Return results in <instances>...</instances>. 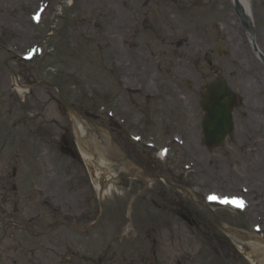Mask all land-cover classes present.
<instances>
[{
	"label": "rangeland",
	"instance_id": "rangeland-1",
	"mask_svg": "<svg viewBox=\"0 0 264 264\" xmlns=\"http://www.w3.org/2000/svg\"><path fill=\"white\" fill-rule=\"evenodd\" d=\"M122 1L0 0V264H250L239 244L215 229L210 213L200 204L209 195L235 196L245 210L233 214L215 209L213 214L245 233L252 225L264 229V202L256 209L257 198L249 189L258 186L257 180L264 181V169L252 168L260 157L247 154L250 144L235 131L248 115L264 120V88L252 94L260 103L255 109L244 104L237 90L242 79L257 87L255 68L264 64L228 0ZM128 4L143 9H128ZM231 9L234 26L226 34L223 27ZM39 10L42 17L36 24L32 16ZM252 12L258 34L264 30V0H252ZM121 22L128 23V29L120 28ZM231 34L236 35L233 45L237 42L247 51L252 65L236 64ZM184 40L190 42L191 57L188 67L180 69L172 63L174 57L159 52L185 47ZM40 49L42 56L20 63L21 55ZM144 56L147 60L140 61ZM11 71L18 85L31 88L16 92ZM151 77L154 84L146 89ZM214 80L227 82L240 104L232 111V134L219 147L208 149L202 145L200 124L205 113L200 101ZM55 88L79 115H89L83 118L85 127L79 126L81 135L86 127L93 132L89 125L103 135L110 132L127 159L136 160L139 148H130L129 153L125 137L106 118L110 111L122 130L138 136L143 130L146 142L156 149L167 148L168 160L153 163L170 183L186 169L184 180L197 203L158 181L141 194L136 185H125L131 181L107 176L106 213L86 234L97 216L93 213L87 221L86 214L97 207L92 201L96 191L86 182L84 169L96 166L92 157L79 162L60 153L61 137L73 140L75 130ZM176 90L178 98L173 96ZM97 177L105 175L98 172ZM167 192L175 194V202L189 204L198 235L186 233L176 218L155 214L149 199L161 203ZM128 193L142 196L132 205L131 220L124 219L126 207L121 208L124 201H119Z\"/></svg>",
	"mask_w": 264,
	"mask_h": 264
},
{
	"label": "bare ground",
	"instance_id": "bare-ground-1",
	"mask_svg": "<svg viewBox=\"0 0 264 264\" xmlns=\"http://www.w3.org/2000/svg\"><path fill=\"white\" fill-rule=\"evenodd\" d=\"M99 1H102V0H91V2H99ZM228 1L230 2L232 7L234 6L235 2L237 3V5L239 6V8L241 10L242 15L244 16V18L246 20V23L249 26H251V28L253 29L252 41L247 37V35H246V38H248L249 45L252 46L256 55L258 54V56H260L261 60L264 62V30L259 31L258 34L255 33V28H253L254 24H253L252 0H228ZM126 7L128 9H132V10L143 9V8H141V6H139L137 4H136V6H133L132 4H130V5L128 4ZM233 15H234L233 9H231L229 11V13H227V17H226V20L228 23H227V25L225 24V26L223 25L224 26L223 31H225L226 34L231 33L230 32L231 31L230 26H234ZM161 19L163 21L165 18L162 17ZM141 22L145 23V19H143V21H141ZM135 23H136V21H135V19H133L131 24L135 25ZM98 24L100 25V22H98ZM127 25H128V23L121 22L119 24V27L122 29H124V28L128 29ZM99 29H101V26H99ZM107 29H105V30H107ZM136 31H137V29H135V34L136 35L139 34ZM146 31H148V28L146 29ZM180 31L181 30L178 29V33H181ZM151 32L152 33L155 32L153 30V28H151ZM153 34L156 35V33H153ZM104 37L106 39L109 37L111 39H113L112 36H107L106 34L104 35ZM228 38H229V44H232L231 52L234 55V58H235L234 61L235 62L237 61L236 64H238V65L249 64V66L252 65L251 61H249L246 58L247 51L244 52L242 47H240V45L237 42H234V45H233V41L236 39V35L231 34ZM184 41H185V44H184L185 47L179 48L175 51H172L170 47H166L165 50L161 49L159 52L163 57H170V58L174 57V60L172 61V63L180 69H182V68L186 69L188 67V58L190 59V57H191L190 56V50H189L190 49V42L189 41L187 42V40H184ZM181 46H182V43H181ZM254 58H255V56H254ZM139 60L145 62V60H147V58L144 56V57H140ZM255 69H258V71H259V72L257 71V75L259 77V80L264 83V73H263L264 68L259 66V63H258L257 68H255ZM260 73L262 74L261 76H260ZM153 81L154 80L151 77L149 82H147V84L145 85V88L146 89L150 88L154 84ZM258 88H260L259 85L257 87H255V85L253 84V82L250 79H247V80L242 79V81L239 82V85L237 86V90L241 94V96L243 97V102L247 107H252L253 109H255V108H257L258 104H260L252 96V94H254ZM16 90L18 91V93L25 92V91L21 90L20 86H17ZM175 95L178 98V91L177 90L173 92L174 97H175ZM166 106L169 107V103H167ZM246 120L247 121L245 122V124L237 123L236 130H235L236 134L239 136L241 135L240 137L242 138V140L244 139V142L246 144H250L249 148L247 147V154H249L250 152L251 153L253 152L260 157L258 159V161L257 162L255 161L252 165L250 162V165L252 166V168L263 170L264 169V120L261 119L260 117H258L257 115H248ZM262 153H263V155H261ZM82 157L85 160L90 159L87 157L86 154H84V152L82 154ZM103 163H104L103 160L100 159L99 165L102 166ZM256 184H258V186H256V188L251 187L249 189L252 191L254 190L255 194L252 196L257 198V201L254 203V207H256V209H259L258 207H260L264 202V181L260 180V182H259V180H257ZM96 189H98V186H96ZM258 193H260L262 197L257 195ZM234 207H239V206H237L234 203ZM211 209H213V208H211ZM251 236L253 237L254 235H251ZM257 237H259V236H257ZM244 246L250 251V253L249 252L245 253L247 259H249L250 262L254 263V261H252V259H254L258 264H264V245H261L258 242V240L255 239L254 241L250 240L249 242H245ZM241 249L243 250L244 248L242 247Z\"/></svg>",
	"mask_w": 264,
	"mask_h": 264
},
{
	"label": "water",
	"instance_id": "water-1",
	"mask_svg": "<svg viewBox=\"0 0 264 264\" xmlns=\"http://www.w3.org/2000/svg\"><path fill=\"white\" fill-rule=\"evenodd\" d=\"M236 12L242 22V25L252 33L251 28L247 25L244 16L237 4ZM204 109L207 111L208 116L203 126V133L205 137V144L208 147L219 145L227 134L231 132L230 111L237 105L234 100V95L229 91L223 82L213 83L209 86L208 91L205 93L202 102ZM216 227L225 234L239 238L240 233L221 225L215 217H213Z\"/></svg>",
	"mask_w": 264,
	"mask_h": 264
},
{
	"label": "flooded vegetation",
	"instance_id": "flooded-vegetation-1",
	"mask_svg": "<svg viewBox=\"0 0 264 264\" xmlns=\"http://www.w3.org/2000/svg\"><path fill=\"white\" fill-rule=\"evenodd\" d=\"M134 167L133 168H128L127 171H122L123 175H137L138 172H142L139 174H143L142 176H140V178H121L122 181H131V183L136 182L137 184H131V183H125L126 186H129V188L131 186L136 185L137 189L136 191L138 192H142L144 193L145 188L139 184H143L145 183V181H143L144 177H152V176H163L167 181V177L164 175H161L162 171L157 168L151 161L150 157H148V159L145 160V158L143 157V155L137 156V159L134 160L133 162ZM172 183V182H171ZM175 185H178L182 188H186V186L180 181L175 179V183H172ZM139 187V188H138ZM128 188V189H129ZM171 189V188H169ZM130 192L134 191L129 189ZM172 190V189H171ZM172 192L174 193L175 190ZM168 193V194H167ZM167 193H163V196L165 197L166 200H160L161 203H158L157 201H155L154 199L150 200V202L152 203V205L154 207H158V208H164V210L166 209V207H172V211L178 216V217H184V219H189V221L191 222L192 226H196L197 228L199 227L198 222L195 219L194 214L190 211V209L187 207V205L189 206L188 203H186L185 201L181 202H175L174 198L172 196H174L175 194H171V192H167ZM130 195L128 196H132L134 194L128 193ZM136 197L139 193H135ZM182 197V196H181ZM181 202V203H180Z\"/></svg>",
	"mask_w": 264,
	"mask_h": 264
},
{
	"label": "snow or ice",
	"instance_id": "snow-or-ice-1",
	"mask_svg": "<svg viewBox=\"0 0 264 264\" xmlns=\"http://www.w3.org/2000/svg\"><path fill=\"white\" fill-rule=\"evenodd\" d=\"M209 199H212V200H216L217 197L215 196H212V197H209ZM223 203H235L237 206H243V203L241 201H228V200H224V201H221Z\"/></svg>",
	"mask_w": 264,
	"mask_h": 264
}]
</instances>
